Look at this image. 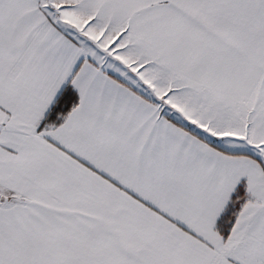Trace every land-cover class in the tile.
<instances>
[{
    "label": "snow or ice",
    "instance_id": "6c2138e0",
    "mask_svg": "<svg viewBox=\"0 0 264 264\" xmlns=\"http://www.w3.org/2000/svg\"><path fill=\"white\" fill-rule=\"evenodd\" d=\"M0 264H264V0H0Z\"/></svg>",
    "mask_w": 264,
    "mask_h": 264
}]
</instances>
